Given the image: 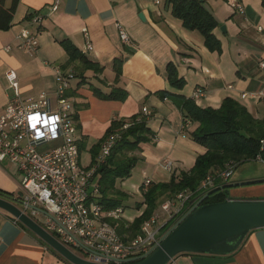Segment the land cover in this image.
Instances as JSON below:
<instances>
[{
  "label": "crops",
  "instance_id": "crops-1",
  "mask_svg": "<svg viewBox=\"0 0 264 264\" xmlns=\"http://www.w3.org/2000/svg\"><path fill=\"white\" fill-rule=\"evenodd\" d=\"M11 1L6 0V6ZM263 1L203 0L219 22L215 34L222 49L212 52L198 30L185 28L183 21L173 16L166 0H60L55 11L50 10L55 0H19L11 28L0 30V46L11 45V50L0 51V114L14 97L7 73H16L21 99L47 95L55 106L54 68L74 72L77 78L71 81L70 93L77 139L81 162L83 154H87L84 166H90L92 147L103 139L113 121L143 116L144 107L151 111L148 126L152 140L140 146L136 155L139 161L130 177L117 179L115 184L127 194L116 224L127 227L146 208L137 204L144 200L142 189L149 187L145 186L147 179L155 184L170 183L173 176L189 171L199 156L207 152L191 139L198 124L185 122L181 106L171 98H163L161 92L193 99L195 90L201 88L204 96L194 99L201 107L218 108L231 98L246 106L255 118L263 117ZM236 4L244 7V14ZM35 13H40V23L31 21ZM119 26L127 30L128 42L121 39ZM24 29L37 36V52L17 48L16 35ZM65 40L72 42L91 62L102 66L103 71L85 69L79 60L69 62L62 45ZM87 44L92 45L91 51H86ZM170 64L185 81L182 89L174 88L168 80ZM116 66L121 69L118 81ZM116 87L128 92L125 101L106 97ZM244 94L247 96L243 97ZM168 162L172 163L171 170L167 169ZM14 170L8 164L0 170V189L16 195L21 190ZM261 177L259 172L237 173L229 198L264 199ZM132 198L137 201L134 205L129 204L128 199ZM17 221L0 209V264H72ZM169 264H264V228L249 232L232 254L184 253Z\"/></svg>",
  "mask_w": 264,
  "mask_h": 264
},
{
  "label": "built area",
  "instance_id": "built-area-1",
  "mask_svg": "<svg viewBox=\"0 0 264 264\" xmlns=\"http://www.w3.org/2000/svg\"><path fill=\"white\" fill-rule=\"evenodd\" d=\"M59 3L60 0H55L50 10H57ZM236 7L240 13H245L241 4H236ZM41 20L40 13L31 17L33 23ZM119 34L124 42L130 40L122 26H119ZM16 40L19 50L35 53L39 49V40L29 29L16 35ZM92 49L91 44L86 45V51ZM2 50H11V45L0 46ZM261 66L264 68V63ZM54 73L55 106L47 95L21 99L16 73L6 74L14 97L0 114V170L7 166L3 164L5 161L15 168V176L21 178L18 181L21 193L14 195L19 200L17 205L34 220L44 214L45 227H42L81 258L97 264L140 260L159 246L165 234L212 191L217 178L224 181L232 178L234 168L231 164L217 175H208L196 191L186 190L163 202L160 210L144 222L140 234L133 239L120 235L117 226L108 219H119L122 209H104L99 201L101 192L96 179L99 166L110 156L119 134L114 133L105 139L93 166H84L77 139V123L73 118V101L67 95L71 81L75 79L74 74L60 67H55ZM204 94L198 88L192 97L198 99ZM143 113L151 116L146 107ZM128 126L125 124L124 128ZM48 144L54 146L45 151L38 150ZM171 168L172 163L168 162L167 169ZM151 183L152 180L147 179L145 186Z\"/></svg>",
  "mask_w": 264,
  "mask_h": 264
},
{
  "label": "trees",
  "instance_id": "trees-1",
  "mask_svg": "<svg viewBox=\"0 0 264 264\" xmlns=\"http://www.w3.org/2000/svg\"><path fill=\"white\" fill-rule=\"evenodd\" d=\"M18 2L19 0H12L11 5L6 6V0H0V30L11 28ZM166 2L171 6L173 16L181 19L185 28L198 30L203 35L205 46L210 51L221 52L222 44L215 34L219 22L203 0H166ZM62 45L69 55V62L79 60L85 69H91L97 73L103 71L102 66L91 62L69 40L63 41ZM115 69L117 72L116 81H118L121 69L117 66ZM167 71L171 86L182 89L185 81L179 77L175 66L170 64ZM73 74L74 78H77V74L74 72ZM70 91H72L71 88L67 95L72 98L73 94ZM160 95L163 98L173 99L181 106L185 122L191 121L198 124L197 129L191 134V139L205 147L207 152L199 156L189 171L173 176L170 183H151L146 190L143 187L144 200L137 204V207L145 205L146 208L133 223L127 227L124 225L118 227L116 220L108 219L117 226L120 235L130 237L125 236L127 239L136 237L144 222L160 209L163 202L174 198L180 192L196 191L208 175H217L231 164L234 171L239 165L249 161L264 162V113L261 119H257L246 106L231 98L225 99L220 107L212 108L201 107L192 98L174 95L167 91L161 92ZM106 97L125 101L128 92L123 88L116 87ZM149 117L143 113V116H133L129 120L113 121L103 139L91 149L92 163L90 166H93L98 160L105 139L114 133L119 134L110 156L99 166L96 174L101 192L99 201L106 211L123 207L127 194L118 190L115 184L117 179L130 177L139 161L138 156H127V153L140 151L142 144L152 140L153 133L148 126ZM73 118L75 119L74 114ZM125 124H129L126 129L124 128ZM214 185L215 187L209 192L204 204L223 202L230 197L229 189L232 187V183L217 178ZM0 197L10 202L19 203V200L14 198V194L2 189H0ZM17 223L25 227L19 221Z\"/></svg>",
  "mask_w": 264,
  "mask_h": 264
},
{
  "label": "water",
  "instance_id": "water-1",
  "mask_svg": "<svg viewBox=\"0 0 264 264\" xmlns=\"http://www.w3.org/2000/svg\"><path fill=\"white\" fill-rule=\"evenodd\" d=\"M140 17L144 20L143 14ZM221 30L225 32V26ZM208 196L198 201L165 234L159 246L140 260L123 264H169L176 256L184 253L226 256L240 248L249 232L264 228V199L228 198L223 202L204 204ZM0 209L11 214L70 263L97 264L67 248L13 202L0 197Z\"/></svg>",
  "mask_w": 264,
  "mask_h": 264
},
{
  "label": "rangeland",
  "instance_id": "rangeland-1",
  "mask_svg": "<svg viewBox=\"0 0 264 264\" xmlns=\"http://www.w3.org/2000/svg\"><path fill=\"white\" fill-rule=\"evenodd\" d=\"M54 145L53 144H48V145H45V146H42L40 148H38L39 151H45V150H48L50 148H52ZM134 155H137V152H133V153H127V156H134ZM126 156V155H125ZM88 155L87 154H83L82 156V162H83V165H86L87 162H88ZM4 165H7V161H5L3 163ZM242 173V174H248L250 172H259L262 174V177L261 178H264V163H260V162H257V161H249V162H246V163H243L241 165H239L233 172V176L232 178L229 180L230 183L233 182L234 180V176H236L237 173ZM17 179L18 181L20 182V177L17 176ZM20 190L18 189L17 190V193H19ZM129 200V204L130 205H134L136 204V199L135 198H132V199H128ZM124 203H126V201L124 200ZM162 205V204H161ZM160 205V207H161ZM160 210V209H159ZM162 217H163V213L162 211L160 212ZM165 217V216H164ZM45 215L44 214H40L38 217L35 218V220L43 227H45ZM164 219V218H163ZM140 232L137 234L139 235ZM136 235V236H137ZM127 238H130L129 236H126ZM79 255L82 256L81 253H79Z\"/></svg>",
  "mask_w": 264,
  "mask_h": 264
}]
</instances>
